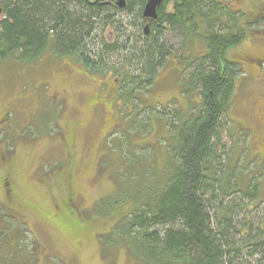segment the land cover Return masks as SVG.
Segmentation results:
<instances>
[{
    "label": "rangeland",
    "instance_id": "1",
    "mask_svg": "<svg viewBox=\"0 0 264 264\" xmlns=\"http://www.w3.org/2000/svg\"><path fill=\"white\" fill-rule=\"evenodd\" d=\"M229 7L238 17H264V0H233ZM117 17L125 20L127 35H134L132 18L124 12ZM260 22L227 56L240 67V76L231 124L222 133L226 154L219 161L226 170L237 166L241 178L257 187L258 200H246L250 220L264 216V21ZM127 35L108 26L103 38L115 44ZM163 37L177 57L184 54L186 41L179 33L166 31ZM126 56H110L108 66L135 73ZM175 59L165 63L151 88L136 92L137 98L125 91L121 80L115 85L117 75L107 77V69H102L103 78L95 79L76 60L54 53L45 52L27 64L0 62V229L29 232L26 242L31 250L33 238L38 242V263L140 264L137 248L133 255L124 245H113L109 232L135 207L136 188L146 191L164 182L171 134L181 115L177 112L188 115L189 104L200 103L195 94L183 93L184 76ZM111 100L112 106L107 104ZM237 184L240 187L241 179ZM241 188L245 192L247 182ZM70 195L81 220L88 221L85 228L66 231L62 222L58 227L45 219ZM235 198L239 201L242 195L226 198V203ZM100 236L110 245L104 247Z\"/></svg>",
    "mask_w": 264,
    "mask_h": 264
},
{
    "label": "trees",
    "instance_id": "2",
    "mask_svg": "<svg viewBox=\"0 0 264 264\" xmlns=\"http://www.w3.org/2000/svg\"><path fill=\"white\" fill-rule=\"evenodd\" d=\"M116 2L1 0L0 62L27 64L45 52L54 53L76 60L84 73L95 79L103 78L106 73L102 69H107V77L116 74L125 91L137 98L136 92L153 86L167 61L179 59L183 93L187 97L195 94L200 103L195 106L191 102L188 115L177 112L181 115L171 134V161L164 182L146 191L136 188L135 207L114 223L110 243L124 245L132 253L137 248L135 258L140 264H264V216L250 220L247 215L251 209H247L246 200H258L257 187L245 176L241 178L237 166L226 170L219 162L226 154L222 133L230 123L240 76V67L227 56L264 17H238L229 7L233 0H165L158 10L159 19L149 22L146 35L148 22L143 11L147 1L127 0L124 10ZM120 12L132 18L129 25L135 28L134 35H127L125 20L117 17ZM108 26L128 37L108 43L103 38ZM166 31H175L185 39L183 55L177 57L165 42ZM196 46L199 49L195 51ZM119 52L128 53L125 59L134 63L135 73L126 68L119 73L108 66L107 58ZM127 85L132 89H126ZM107 104L112 106L113 101ZM71 142L68 139L67 146ZM245 182L244 192L241 187ZM235 194L242 198L226 203L225 199ZM73 196L56 205L57 212L50 210L45 219L58 227L62 222L66 231L85 228L88 221L85 217L81 220L72 206ZM242 213L243 220L239 218ZM8 228L0 229V264H40L38 242L33 238L31 250L26 242L29 232ZM100 238L104 247L110 245L106 237Z\"/></svg>",
    "mask_w": 264,
    "mask_h": 264
},
{
    "label": "water",
    "instance_id": "3",
    "mask_svg": "<svg viewBox=\"0 0 264 264\" xmlns=\"http://www.w3.org/2000/svg\"><path fill=\"white\" fill-rule=\"evenodd\" d=\"M164 0H148V3L146 4L147 6L145 7L144 11H143V16L145 17V19L147 20H158L159 16H158V8L161 7V3ZM126 2L127 0H117L116 2V6H118L120 9L124 10L127 8L126 6ZM2 14V11L0 10V15ZM145 34H148L149 31V27L145 26Z\"/></svg>",
    "mask_w": 264,
    "mask_h": 264
},
{
    "label": "flooded vegetation",
    "instance_id": "4",
    "mask_svg": "<svg viewBox=\"0 0 264 264\" xmlns=\"http://www.w3.org/2000/svg\"><path fill=\"white\" fill-rule=\"evenodd\" d=\"M146 1H147V2H146V4H147V3H148V0H146ZM164 1H165V0H164ZM164 1H163V2H164ZM163 2L161 3L162 5H163ZM146 4H145V5H146ZM162 5H161V6H162ZM146 6H147V5H146ZM146 6H145V7H146ZM160 8H161V7H159L158 10H159ZM172 8H173V4L170 5L169 8H168V12H169V13L172 12ZM144 9H145V8H144ZM157 13H158V11H157ZM147 22H148V23L146 24V26L149 27V22H151V21H150V20H147ZM145 28H146V27H145ZM149 32H150V30L148 31V34H146V35H149ZM177 69L179 70V68H177ZM113 82H114L115 85H118V79H115ZM1 119H2V118H0V125H1V122H2ZM64 139H65V141H67L68 139L70 140L69 136H68V137L65 136Z\"/></svg>",
    "mask_w": 264,
    "mask_h": 264
}]
</instances>
